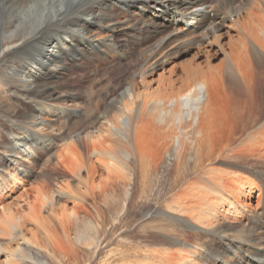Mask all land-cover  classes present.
<instances>
[{"label": "bare ground", "instance_id": "obj_1", "mask_svg": "<svg viewBox=\"0 0 264 264\" xmlns=\"http://www.w3.org/2000/svg\"><path fill=\"white\" fill-rule=\"evenodd\" d=\"M237 1L0 0V88L16 95L22 109H9L2 113L10 123L8 132L12 139L8 143H4L3 139L0 141V178L7 180L10 177L11 192L18 194V199L14 196V200L4 205L0 213V231L12 235L14 240H22L26 247L34 243L25 233L26 223H34L37 226V231L33 233L35 243L40 246L43 243L56 258L60 254L57 259L67 264H79L77 251L85 249L86 244L94 245L101 234L110 231L104 230L107 212L101 207L98 209L99 223L95 222L86 230L75 231V239L71 238V231L62 223L67 236L65 240L59 239L42 214L44 206L54 210L55 193L45 181L38 187L25 189L26 183L21 174L31 176L35 155H46L57 145L61 129L51 123L48 116L65 117L74 111L67 107L68 99H73L74 94L64 89V83L48 81L51 75L58 69H64V62L68 59L75 65L80 64L81 58L86 60L87 57L91 60L89 63L114 55L129 59L136 47H144L142 54L145 62L126 79L122 93L104 103V107H100L102 101L95 103L97 109L104 110L96 119L103 121H100L99 128L90 131L84 138L86 151L91 150L89 153L97 156L95 161L88 163L77 143L81 134L77 131L80 120L67 129L70 141L58 147L56 166H63L78 180L75 187L63 184V192L55 191L57 197L66 193L75 202L74 213L77 216L80 215L79 209L83 208L82 204L89 198L94 201L100 198L101 205H108L109 211L111 208L118 209L120 195L124 196L128 205L134 204L138 197L144 203L143 197L152 189L150 183L154 169L151 171V168L158 166V163L150 162L153 148L149 143L155 137L154 141L159 142L162 151L170 152L177 142L176 178L172 190L174 203L167 202L166 205L179 212L198 231L206 228L219 237L227 244V249L243 251L237 264H264V251L261 250L264 248V237H257L255 242L241 238L233 240L221 228L223 219L240 218L251 209L250 204L244 201L247 191L233 179L220 186L209 172H201L207 163L225 152L250 154L256 162L263 161L264 164V113H258L262 109L251 107L249 101L244 107H234L230 114L219 103L224 82L232 92L235 89L250 92L251 74L255 71L259 75L264 74V15L254 8L243 11ZM116 9L127 15L139 14L138 20L131 23L136 31L139 22L143 21L135 35V31H129L125 34L130 37L120 39L118 31L123 30L125 20L118 17ZM126 22L129 24L130 20ZM188 25L203 29V42L194 49L189 63L175 67L164 79L167 82L150 89L147 75L154 71L156 64L152 61L162 56L178 32L190 31ZM100 30L105 36H101ZM218 54L222 57L221 63L212 65L211 56ZM251 59H260L258 68L254 65L252 68ZM2 67L9 71H1ZM63 74L67 73L63 71ZM61 78V81L65 79ZM142 84L144 90H140ZM95 120L89 121L86 128L94 126ZM192 153L195 156L193 171L197 175L176 192V186L185 177L182 171L185 168L188 171V159ZM121 157L123 164L133 169L131 177L126 172H114L108 165V158ZM47 158L50 162L51 157ZM12 160L16 161V167ZM104 168L108 171V180L102 181L97 190L94 178L97 171ZM139 176L140 186L137 187L134 179ZM120 185L122 188L131 185V188L121 192ZM16 205L20 207L16 208ZM145 215L149 216L150 210L149 213L145 211L142 217ZM130 221L128 216L125 223L128 225ZM76 223L79 224L78 221ZM40 231L45 237L37 239ZM260 231L263 232L264 228ZM163 242L166 245L178 244V248L155 250V259L146 251L144 257H141L143 253L130 255L136 259L122 255L121 260L132 264H141L149 258L155 264H205L200 256L201 249L208 254L211 264H233L227 257L216 254L207 242L201 244L196 241L193 247H189L184 240L176 243L167 237ZM254 243L262 247L258 248ZM252 247H257L258 252ZM6 251L7 257L16 255V260H20L18 253L10 249ZM20 257L21 260L24 258L22 254Z\"/></svg>", "mask_w": 264, "mask_h": 264}, {"label": "rangeland", "instance_id": "obj_2", "mask_svg": "<svg viewBox=\"0 0 264 264\" xmlns=\"http://www.w3.org/2000/svg\"><path fill=\"white\" fill-rule=\"evenodd\" d=\"M212 1L218 2L219 0ZM237 2L241 5V7H243V11L254 8L264 15L263 0H238ZM116 10L118 17L125 20L122 24L123 30L118 31V33H120L118 36L121 35L120 39L130 37L125 33L129 31L133 33L135 31V28L131 26V23L138 20L139 14L133 13L127 15L125 12H121V9ZM210 13L211 16H213V11ZM126 20H130L129 24ZM141 22H139L136 27V31L133 33L134 35L138 31V27L142 25ZM188 27L190 31L187 30L184 32H178L175 36L174 42L167 47L162 56L159 55L156 57L157 59L152 61L156 64L153 66L155 67L154 71L147 75V81L150 89H154L162 82H167L164 81V79L169 76L170 71L175 70V67L178 68L186 65L192 60L195 51L194 49L200 46L201 41L203 42V29H195L192 28L191 25H188ZM225 33L227 34L228 32ZM100 34L101 36H105V33L102 30H100ZM223 41L226 42L227 39H223ZM136 48L137 49L134 50L135 52L132 53V56L129 59L118 58L114 55V57L107 59H94L92 60V63H89L88 61L91 60L87 57L86 60L81 58V61L79 60L80 64L78 65H75L71 59H68L64 62V69H58L54 75H51L48 81L54 84L64 83V89L67 90L68 93L74 94V98L68 99L70 101L67 104V107L73 109L74 111H70L71 113L65 117L52 118L53 116H48L51 123L61 129V134L57 138V145L55 144L50 152L46 155H44V153H41L38 156L35 155L34 158L36 162L33 164V173L31 176L21 174V177L26 183L25 189H30L36 186L38 187L43 181L49 183L52 193H55L54 210L52 211L50 208L47 209L48 206H44L42 207V214L48 219V227H50L52 233L61 240H65L67 236L62 223H64L68 230L71 231V238L75 239V233L78 230H86L87 227H92L95 222L99 223L100 218L98 209L101 207L102 209H105L107 214L104 230L110 231L107 234L106 232L101 234V237L94 245L86 244L85 249L77 251L76 260L79 261V264H132L128 261L125 262L124 260H121L122 255L130 258L133 257L130 255L143 253V256L141 257H144V255H146V251L151 258L155 259L153 256L155 250L168 247L171 251L178 248V244H164L163 240L166 237L176 243L178 240H184L190 245L189 247H193L192 245H195L197 242L201 244H205L207 242L206 244H210V248H214L213 251L220 257H227L226 259L229 263L237 264L242 258L241 255H243V251L238 249H227V244L223 243L219 237L212 235L210 231L206 230V228H198L200 230L198 231L194 228L195 225H192L186 219H183L179 212L166 205L167 202L168 204L174 203L172 190L174 187V180L176 178L175 167L177 162V142H175V145L170 148V152H165L164 150L162 151L160 145L158 144L159 142L155 143V137H153L149 143V146L153 148V152L150 156V162L158 163V166L156 168H151V171L154 169L151 173L152 180L150 186L152 189L149 190L145 197H143L142 200L144 203H142L141 198L138 197L137 200H134V204L128 205L124 196L120 195L121 198L119 197V199H121V204H119L118 209L115 210L111 208L109 211L107 209L108 205L105 203L103 204V202V205H101L100 198L96 201L89 198L82 204L83 208L79 209L80 212L78 215H80L77 216V214L74 213L75 202H72L66 193H63L62 197H57V192L55 191H61V186L63 184H69L71 187H75L78 180L67 169H64L63 166H56L58 160L55 154L58 147H63L68 143V141H70V138H68L70 135L66 133L67 129L74 127L73 125H76L77 121L80 120L81 125L77 131L81 134L77 143L82 153H85L84 155L88 159L87 162L89 163L90 160L95 161L97 158L96 154L89 153L91 150H88L89 152H87L84 144V138L88 135V133L99 128L101 125L100 121H103L102 119L100 121L96 119L98 116L100 117L104 110L102 108L97 109L95 103L97 101H102L100 107H104L106 103H109L112 99L119 96L126 87V79L138 67L143 65V62H145V57L142 54L144 47ZM259 60L260 59H257L258 62L255 60L250 62L252 68L253 65L258 68L257 63H259ZM221 61L222 57L219 54L211 56L210 62L212 65H219ZM62 70L67 74H63ZM1 71L7 72L9 69L2 67ZM254 73L251 74V78L253 79L251 83L252 87L251 89L248 88L250 92H247L246 90L239 91L236 89L232 92V90L227 86V83L224 82L225 85L220 92L221 97L219 99V103L225 108V110L230 112V114L234 107L237 105L244 107L246 106V102L249 101V105H251V107H259L260 110L262 109V112L258 111V113H264V74L259 75L257 74V71ZM61 77H65V79L62 80L63 82L61 81ZM144 88L145 86L142 84L140 86V90H144ZM19 100L20 99L16 95H11L8 91H5V88H0V141L3 139L4 143H8L9 140L12 139V136L8 132V129H10V123L6 121L3 117L4 114L2 113L9 109H17L18 111H21L22 109L19 107ZM92 119L97 120H95V125L93 126L91 124L92 127L90 126V128H86L89 125V121ZM2 123H5V125L3 126ZM44 134L50 136L52 135L50 132ZM0 152H2L1 149ZM15 157H13V159ZM47 157H51L50 162L47 160ZM107 161L108 165L112 168L111 170L124 174L126 172L128 173V177H131L133 169L127 168L126 165L123 164L122 157L116 159L113 158L111 160L108 158ZM130 162L132 161H129L128 163ZM255 162V157L250 154L233 155L231 152H225L217 156L216 159L207 163V167L204 166L202 171L200 170L203 173H205V171L209 172L220 186H224V182H229L233 179L236 181L237 185H240V187L247 191L244 201L251 206L248 213L240 218L234 217L231 219H223L221 224V228L225 230L226 233L230 235V238H233V240L241 238L243 240L250 239V241L255 242L257 237H264V231H260L264 228V164L263 161L256 162L257 164ZM11 163H13L16 167L15 160H12ZM194 165L195 156L192 153L189 155L188 159V171H186V168L184 170V167L182 168V172H184L185 177L184 180L176 186V192L180 188L187 186V183L190 182L191 178L197 175V173L193 171ZM99 166L101 167L102 165L100 164ZM12 169L14 168L12 167ZM7 178V180H5V178H0V213L2 212L4 205H7L9 202L14 200V196H16V200L18 199V194L11 192V184H9L10 177ZM106 180H108V171L106 168L99 169L93 182L96 189L99 190L101 182ZM134 181L137 187H139L140 176L135 177ZM120 188L121 192H123L125 189L131 188V185H126L123 188L120 185ZM20 191H22V189H20ZM110 198L112 199V196ZM20 200H22V198ZM143 205L147 208H144ZM19 207V205H16V208ZM149 210L150 215L142 217L145 211L146 213H149ZM128 216L131 221L127 225L125 220L128 219ZM69 220L71 221L70 225H67L69 224ZM76 221H78L79 224H77ZM190 224L192 226H190ZM71 229L74 230L72 231ZM257 230L260 231L259 234H255L257 233ZM36 231L37 226L34 223H26L25 233L27 237L32 238L34 242L26 245V247L24 246L22 240H14L12 235L0 231V264H67L66 262L62 263L59 259H57L60 258V254L56 258L49 248H47V246L43 243L41 246L35 243L33 233ZM41 233L42 232L40 231V235L37 239L39 237H45L44 233ZM254 245H257L258 248L260 246L258 243H254ZM203 247L205 248L207 246ZM186 248L188 249V247ZM252 248L258 252L257 247ZM7 249L14 251L15 254L18 253V259L20 260H16V255H10L12 258L7 257ZM199 250L202 253L200 255L202 256V261H204L205 264H211L212 262L210 263L208 254L204 252V250ZM261 250L264 251V248ZM176 252L178 251L176 250ZM21 254L22 258L24 257L22 260L20 257ZM133 258L136 259V257ZM153 259L149 258L141 264H155ZM224 263L225 262H219V264Z\"/></svg>", "mask_w": 264, "mask_h": 264}]
</instances>
